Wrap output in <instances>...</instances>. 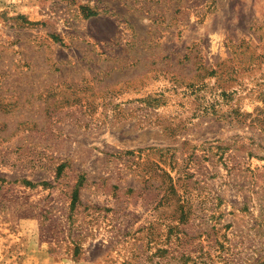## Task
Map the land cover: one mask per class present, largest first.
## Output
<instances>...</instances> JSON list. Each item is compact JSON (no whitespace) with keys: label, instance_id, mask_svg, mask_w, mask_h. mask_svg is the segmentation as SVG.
<instances>
[{"label":"rangeland","instance_id":"rangeland-1","mask_svg":"<svg viewBox=\"0 0 264 264\" xmlns=\"http://www.w3.org/2000/svg\"><path fill=\"white\" fill-rule=\"evenodd\" d=\"M0 264H264V0H0Z\"/></svg>","mask_w":264,"mask_h":264}]
</instances>
